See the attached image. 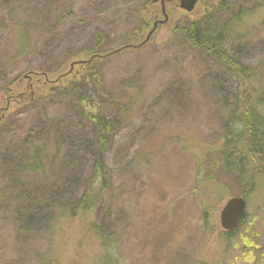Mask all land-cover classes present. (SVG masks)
Segmentation results:
<instances>
[{
  "label": "rangeland",
  "instance_id": "obj_1",
  "mask_svg": "<svg viewBox=\"0 0 264 264\" xmlns=\"http://www.w3.org/2000/svg\"><path fill=\"white\" fill-rule=\"evenodd\" d=\"M223 2L229 11L213 15L217 26L236 19L239 8L259 9L234 26L223 47L256 70L252 84L264 102V0ZM178 4H167L163 23L158 0H0V116H7L0 129V264H101L99 237L111 239L110 261L117 264H264V177L246 198L244 223L229 236L221 211L242 195L241 187L234 175L207 164L236 111L238 84L216 56L185 39L183 28L200 19L204 7L187 13ZM127 44L142 45L112 54ZM88 51L112 54L98 61L93 88L81 80V54ZM76 77L102 117L122 115L105 148L107 186L100 175L88 214L70 217L63 204L48 229L18 235L12 213L20 190L60 181L61 134L77 129L70 95ZM46 78L60 81L64 91L23 102L30 86ZM260 110L264 115V104ZM81 131L91 140L78 181L83 193L100 147L93 128ZM24 142L26 157L4 159ZM34 147L41 151V172L21 167L15 184L2 177V169L28 160ZM197 186L205 200L195 195Z\"/></svg>",
  "mask_w": 264,
  "mask_h": 264
},
{
  "label": "trees",
  "instance_id": "obj_2",
  "mask_svg": "<svg viewBox=\"0 0 264 264\" xmlns=\"http://www.w3.org/2000/svg\"><path fill=\"white\" fill-rule=\"evenodd\" d=\"M199 6L204 7V10L201 11L203 16L183 28L185 39L194 50L208 52L216 56L223 68L234 76L239 90L238 105L234 112L236 114L232 115L223 128L217 142V151L214 155L207 157V164L211 169L214 165L219 166L227 174L234 175L241 187V196L248 198L256 191L258 179L264 177V115L260 110L264 102L261 95L257 96L255 94L256 88L252 84L257 77L256 70L234 59L223 46L224 41L229 36H235L236 31L234 29L236 28L234 26L242 23L248 16H253L258 8L255 7L250 12L239 8L236 19L217 26L213 15L218 11L221 14L229 11V7L224 6L223 0H199ZM150 16L149 14L148 17ZM132 39L134 38H130V41ZM140 47L136 44H127L124 48L112 54L125 49ZM112 54L107 53V55L102 56L99 51H88L86 54H81L83 61L86 62L85 74L81 76V80L87 84L88 88H93L98 82V66L100 65L98 61H101L100 59L104 60ZM77 78L70 81L72 88L70 95L77 106L76 113L73 115L77 129L66 128L67 132L61 134L62 141L60 145L66 150L64 156L65 166L62 167V172L59 175L60 181L49 188L32 187V189L22 188L20 190L18 205L12 213L13 226L17 229L18 235L33 236L44 229H48L55 219L57 210L63 204L67 208L65 214L70 215V217L76 218L88 214L94 209L95 187L100 180V175L104 176L101 184L104 187L107 186L110 172L104 164L105 148L109 137L113 136V130L121 121L122 115L118 114L113 119L102 117L99 110L91 105L94 104L93 100H89L84 95L81 87L82 82ZM59 84L60 81H50L48 78L43 83L39 80L36 82L35 88L34 85L30 86V88L33 87V91L27 97V100L23 102L29 103L32 99L37 101L39 98L47 97L53 92L55 93L57 89H61ZM61 90L64 91V89ZM6 93L11 98L13 92L7 89ZM21 96H24V94L20 95V98ZM110 100L108 102L112 105ZM1 111H3L2 108H0ZM6 119L7 116H0V129L6 123ZM84 125L93 128L95 132V142L93 143L99 145L100 149L93 165L92 176L86 181L84 192L80 193L78 181L83 176L81 166L83 160L88 156L89 143L91 142V140L87 141L81 136ZM67 138H69L70 144L66 141ZM25 142L18 149L11 150V156L4 159L12 158L9 160V162H12L13 160H20L24 156L26 157L28 152L25 150ZM30 152L32 153L28 160L22 164L21 161L12 164L13 166H19L18 169L12 168L13 166L2 169V177L6 176L11 184H15L19 180L21 167L31 173L41 172L40 148L34 147ZM195 195L205 200L206 194L202 193L198 186ZM235 232L226 234L232 236ZM99 238L104 251V259L101 264H117L116 260L110 261V256H114V245L111 239Z\"/></svg>",
  "mask_w": 264,
  "mask_h": 264
},
{
  "label": "water",
  "instance_id": "obj_3",
  "mask_svg": "<svg viewBox=\"0 0 264 264\" xmlns=\"http://www.w3.org/2000/svg\"><path fill=\"white\" fill-rule=\"evenodd\" d=\"M199 0H180L179 7L180 9L186 11L187 13H192L195 10L196 4ZM163 4V12L165 14V21H168V17L165 13L164 1ZM150 39V35L147 40ZM83 63V62H82ZM75 64L71 67L73 69ZM247 211V202L243 197H235L230 199L226 205L224 206L221 212V225L222 228L227 232H233L237 230L241 223L244 221Z\"/></svg>",
  "mask_w": 264,
  "mask_h": 264
},
{
  "label": "flooded vegetation",
  "instance_id": "obj_4",
  "mask_svg": "<svg viewBox=\"0 0 264 264\" xmlns=\"http://www.w3.org/2000/svg\"><path fill=\"white\" fill-rule=\"evenodd\" d=\"M155 1H156V0H155ZM176 1H177V0H165V5H166L167 2H169V3H172V2H173V3H174V2H176ZM158 2H160V4H161V0H158ZM178 5H179V4H178ZM160 22H161V21H158L156 24L159 26Z\"/></svg>",
  "mask_w": 264,
  "mask_h": 264
},
{
  "label": "bare ground",
  "instance_id": "obj_5",
  "mask_svg": "<svg viewBox=\"0 0 264 264\" xmlns=\"http://www.w3.org/2000/svg\"><path fill=\"white\" fill-rule=\"evenodd\" d=\"M253 104H254V103H253ZM251 108H252V107H251ZM253 111H254V110H253ZM253 111H252V112H253ZM238 113H239V112H238ZM235 114H236V113H235ZM235 114H234V115H235ZM256 114H257V113H256ZM234 131H235V129H234ZM234 131H233V132H234ZM226 135H227V134H226ZM228 135H229V134H228ZM231 136H232V135H231ZM226 140H227V139H226ZM227 144H228V143H227ZM222 149H223V148H222ZM222 155H223V154H222ZM34 164H35V163H34ZM250 164H251V163H250ZM39 168H40V167H39ZM239 168H241V167H239ZM254 168H255V167H254ZM256 168H257V167H256ZM230 169H231V168H230ZM263 172H264V171H263ZM256 178H257V177H256ZM254 179H255V178H254Z\"/></svg>",
  "mask_w": 264,
  "mask_h": 264
}]
</instances>
